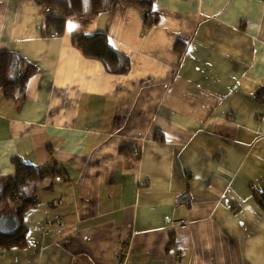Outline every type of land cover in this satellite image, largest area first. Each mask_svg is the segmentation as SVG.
Listing matches in <instances>:
<instances>
[{
	"label": "crops",
	"instance_id": "crops-1",
	"mask_svg": "<svg viewBox=\"0 0 264 264\" xmlns=\"http://www.w3.org/2000/svg\"><path fill=\"white\" fill-rule=\"evenodd\" d=\"M154 5L149 24L139 4L0 0V51L36 67L15 96L0 88V178L15 159L47 171L27 247L0 264H264V0ZM80 34L108 35L129 70L86 56Z\"/></svg>",
	"mask_w": 264,
	"mask_h": 264
},
{
	"label": "trees",
	"instance_id": "trees-1",
	"mask_svg": "<svg viewBox=\"0 0 264 264\" xmlns=\"http://www.w3.org/2000/svg\"><path fill=\"white\" fill-rule=\"evenodd\" d=\"M46 7L63 9L70 14H85L92 11L94 14L110 9L133 4H139L145 13V19L149 24L159 20L154 15L155 0H39ZM48 27L52 26L64 31L65 19H48ZM78 44L88 57L97 58L112 66L115 70L127 72L129 70V58L118 51L110 42L106 34L86 35L80 34ZM180 43L176 48L181 49ZM36 67L25 57L16 52L0 51V88L7 96H15L17 92L23 91L29 78L35 73ZM254 99L257 103L264 105V85L255 93ZM158 140H165L162 132L155 134ZM121 150L135 156H139V149L128 145L122 146ZM16 171L13 175L0 178V217L13 214L16 216V227L11 234L0 232V249L27 247V228L22 224L21 215L29 207L38 203L35 190L36 183L45 177L47 171L37 165L25 163L15 159ZM259 202L264 207V190L260 192Z\"/></svg>",
	"mask_w": 264,
	"mask_h": 264
},
{
	"label": "water",
	"instance_id": "water-1",
	"mask_svg": "<svg viewBox=\"0 0 264 264\" xmlns=\"http://www.w3.org/2000/svg\"><path fill=\"white\" fill-rule=\"evenodd\" d=\"M16 227V217L13 214L0 217V232L11 234Z\"/></svg>",
	"mask_w": 264,
	"mask_h": 264
},
{
	"label": "built area",
	"instance_id": "built-area-1",
	"mask_svg": "<svg viewBox=\"0 0 264 264\" xmlns=\"http://www.w3.org/2000/svg\"><path fill=\"white\" fill-rule=\"evenodd\" d=\"M52 36H57L59 35L58 31H54L53 33H51ZM183 224V221H177V223Z\"/></svg>",
	"mask_w": 264,
	"mask_h": 264
},
{
	"label": "rangeland",
	"instance_id": "rangeland-1",
	"mask_svg": "<svg viewBox=\"0 0 264 264\" xmlns=\"http://www.w3.org/2000/svg\"><path fill=\"white\" fill-rule=\"evenodd\" d=\"M87 1H89V0H85V2H87ZM88 3V2H87Z\"/></svg>",
	"mask_w": 264,
	"mask_h": 264
},
{
	"label": "bare ground",
	"instance_id": "bare-ground-1",
	"mask_svg": "<svg viewBox=\"0 0 264 264\" xmlns=\"http://www.w3.org/2000/svg\"><path fill=\"white\" fill-rule=\"evenodd\" d=\"M6 234V233H5Z\"/></svg>",
	"mask_w": 264,
	"mask_h": 264
}]
</instances>
